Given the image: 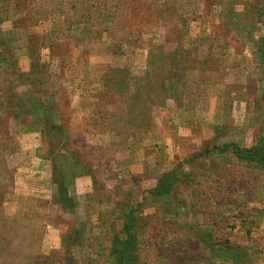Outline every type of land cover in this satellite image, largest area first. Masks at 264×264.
Wrapping results in <instances>:
<instances>
[{"label": "rangeland", "instance_id": "1", "mask_svg": "<svg viewBox=\"0 0 264 264\" xmlns=\"http://www.w3.org/2000/svg\"><path fill=\"white\" fill-rule=\"evenodd\" d=\"M258 142L264 0H0V264H264Z\"/></svg>", "mask_w": 264, "mask_h": 264}, {"label": "trees", "instance_id": "2", "mask_svg": "<svg viewBox=\"0 0 264 264\" xmlns=\"http://www.w3.org/2000/svg\"><path fill=\"white\" fill-rule=\"evenodd\" d=\"M225 150L230 149L232 153L240 160H246L250 163H264V143L258 142L256 145L251 146L250 148H239L236 145L229 144L224 146ZM176 176L175 171H172L159 179L158 186L153 190L148 192L150 195H161L167 193L172 187L173 182L172 178ZM136 220H129L123 226V238L113 237L110 245L109 254L117 255V260L114 263L108 264H130L134 259V252L137 245L136 240ZM119 248H118V247Z\"/></svg>", "mask_w": 264, "mask_h": 264}, {"label": "crops", "instance_id": "3", "mask_svg": "<svg viewBox=\"0 0 264 264\" xmlns=\"http://www.w3.org/2000/svg\"><path fill=\"white\" fill-rule=\"evenodd\" d=\"M179 47H180V46H179ZM10 235H12V236H10L9 239H13L14 237H17L15 240L20 239V238H19V234H17V233H15V234H10ZM15 240H14V241H15ZM6 241H8V239H7ZM8 242H9L8 244H9V245L11 246V248H13V249H15V248H17L18 246H20L18 242H17L16 244L11 243L12 241H8ZM29 245H31V244H27L25 247H26V248H30L31 246H29ZM32 247H33V246H32Z\"/></svg>", "mask_w": 264, "mask_h": 264}]
</instances>
